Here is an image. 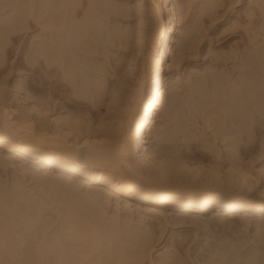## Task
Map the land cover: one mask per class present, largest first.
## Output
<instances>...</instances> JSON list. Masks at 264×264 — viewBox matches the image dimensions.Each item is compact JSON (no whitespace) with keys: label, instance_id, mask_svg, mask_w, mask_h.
<instances>
[{"label":"rangeland","instance_id":"1","mask_svg":"<svg viewBox=\"0 0 264 264\" xmlns=\"http://www.w3.org/2000/svg\"><path fill=\"white\" fill-rule=\"evenodd\" d=\"M46 1L0 0V102L6 100L4 99L6 92L18 90L20 87L21 93L26 94L30 102L42 104L41 107L48 109L51 115L57 113L72 116L74 119L82 118L83 125L89 128L81 126L79 132L81 140H98L97 142L113 148V145L121 139V129L126 130V133L129 131V128L122 126L121 121L124 118V110L130 103V95L137 85V72L125 76L127 61L135 48H141V51L149 56L150 70L157 57L153 43L159 23L155 14L156 0H70V5L73 3V7L69 5L68 11L70 13L74 9L71 16L72 19L76 18L72 20V26L78 25L81 32L80 36L75 33L72 37L75 38L72 43L74 51L69 53L75 57L68 53L67 56L70 58L73 56V59L67 57L70 61L65 60L66 64L72 66V70L68 67L71 70L68 75H65L61 70L63 68L56 64L57 67L43 66L44 55L49 54L50 62L52 60L55 62L57 51L67 47L65 45L67 35L64 33L67 29L65 18L63 17L61 21L64 14L61 15L62 10L57 11V7L53 8L56 4L51 1L54 5L48 10L51 11L52 16L44 8L45 4L41 5V2ZM176 6L180 13V23L177 25L178 32L170 33L172 25L168 26L166 47L168 44L169 46L168 50L166 48L168 58L165 64L166 71L173 79L167 97L171 99L176 93V107H174L176 111L174 110L172 118H163L161 114L157 116L155 132L163 130L162 134L166 140L164 143L160 141L163 144L161 147L180 146V154L182 152V156L190 163L219 169L225 182L221 191L225 194L230 195L233 191L228 185L225 172L227 167L235 165L233 163L235 160L237 165L246 168L254 179H258L257 189H262L264 187V116L259 120V116L254 111L248 113V117V114L244 113L247 111L244 110L245 106L242 102L237 104L239 111L232 104L234 96L238 98L234 87L247 84L248 91L255 101L250 100L249 103L254 105L259 103V107L264 109V76L261 78L262 85L256 86L258 90L257 88L249 90L250 84L256 80H250L251 77L257 78L256 73L261 70L258 66L260 64L258 48L263 46L262 51H264V0H176ZM41 13L44 14L41 16ZM164 14L167 18L168 11ZM60 21L64 22L63 25ZM52 22L55 27L51 26ZM49 26L56 30L48 29ZM58 29L60 32H57ZM49 30H52L49 32L52 39L53 36L58 35L54 40L50 38L55 44L44 40L47 36L46 39H49ZM60 40H64L63 44ZM42 43L46 45L42 46ZM50 43L59 49L56 51L57 48ZM53 51L56 53L54 57L51 53ZM41 52L45 54L42 55ZM33 58H38V61ZM248 65L250 66L247 68ZM261 72L264 73V70ZM119 84L122 86L120 101L114 112L110 113L112 95ZM225 90L230 91V94L222 100L219 95ZM223 101L228 105L223 106V103L220 106ZM221 117L224 123L220 121ZM239 128L242 134L238 131ZM241 128H245V131ZM154 138L152 135L151 139H143L146 141L142 143L143 146L146 145L154 151L159 150V141ZM127 146L129 147L128 144ZM167 146L165 149L168 148ZM178 168H180L179 164H176L171 165L167 170H170L171 174L174 173L173 176L177 174L182 180L186 179L187 177L179 172ZM37 170L36 167L23 168L19 160L11 154L0 155V229L7 231L9 237L11 236L10 239L17 245L15 257L21 256L23 259L26 254L25 248L35 253L38 243L35 240L36 236L32 235L34 231L37 233L39 231L40 237L47 245V256L56 257L58 251L54 244L55 237H60V241L69 242L67 235L70 231L63 214L74 205L76 207H72L77 212L81 210L79 214L87 218L95 207V211L100 215V224L104 230L106 229L105 231H110L111 237L103 238L99 247L100 252L97 250L93 253L90 243L82 244V240L81 243L79 242L80 245L69 242L73 243V247H66L67 260L63 261L64 264L82 263L83 258L86 257H89V264L109 262L117 256L113 253V244L126 250L127 264H264V248L256 234L258 229H264L260 213L247 214L245 218L239 216L222 218V216L216 217L217 210H214L210 215L197 218L170 212L167 214L168 219H160L137 211L136 206L125 205L123 201H118L117 197L110 195L106 190H101L96 184L90 185L93 189L85 187V184H82L81 188L80 184L78 189L76 188L80 193L79 191L75 193L82 196L72 195L76 197V201L75 198L67 199L72 198L71 195L66 199H63L64 194H61L62 197L60 195L56 197L55 195L60 194L57 190L65 193L66 187L63 186L65 179L63 180L59 173H55L57 175L51 178L45 170H38L39 172ZM47 178L52 180L47 181ZM15 181L24 187L22 190H26H24L26 195L29 194V198L24 195L22 198L19 197L21 201L16 199L20 201L17 210L16 206H11L10 198L6 199L8 197L6 193L14 189ZM96 189L100 190V194H93V190ZM30 197L35 199L33 201L37 203V207L40 205V208L38 207L40 211L34 206L30 208L31 211L25 208L24 203L26 204ZM82 197L85 198L84 204ZM87 203L92 207L87 208ZM7 206L12 211V217H15L12 224H8L4 216V208ZM191 209L180 208L187 211ZM18 212L25 214V217L23 214L21 217ZM78 231L83 234L85 230L81 228ZM0 253L6 261L1 264H17L2 244H0ZM97 253L101 255L97 256ZM112 253L114 256L111 255Z\"/></svg>","mask_w":264,"mask_h":264},{"label":"bare ground","instance_id":"2","mask_svg":"<svg viewBox=\"0 0 264 264\" xmlns=\"http://www.w3.org/2000/svg\"><path fill=\"white\" fill-rule=\"evenodd\" d=\"M51 1L55 2L56 5L53 6L54 4H52L53 2ZM46 2L45 3L41 2L42 3L41 5L43 6V4H45L44 8L46 9L47 12L49 11L48 8L50 6L51 7L53 6V8L57 7L56 9L57 11L62 10L60 11V14L61 13L64 14V15L61 14L62 20L61 19L60 20L63 21V17L65 18L64 21L66 23L65 25L67 29H65L64 33L67 35L65 41V45L67 47L64 48L62 47L59 49L57 48L56 45H53L55 43H53L54 41L51 40H54L57 34L56 35L54 34L55 36H53L52 39L50 37L51 34L49 33L52 30H49L48 31L49 39H46L48 38L47 36L44 40H49L50 42H52L53 44L50 43V45L52 44L53 46H55L57 48L56 51L58 49L60 51H57L58 57L55 56L56 55V53H54L55 51L51 52L54 54L53 57L55 56L54 58L57 59V60L55 59L56 60L55 62L54 60L50 62L49 54L44 55L45 53L42 54L41 52V54L44 55L45 57L44 58L42 56L45 60L44 61L45 64H43V66L45 65V67L46 66L50 67V65L52 66L56 64L58 65V67L63 68L61 70L65 75H68L71 73L72 66H69V63L66 64V62L70 61L67 58L69 57L67 55L70 51L72 50L74 51L73 49L74 46L72 47L73 45L72 43H73V39L75 40V38L72 37H74L75 33L80 36L79 33L81 31L79 30L78 25L74 24L72 26V20H75L76 18L74 17L75 19L74 18L72 19L73 15L71 14V12L74 9L73 10L71 9L72 11L70 13L68 11V6L70 5L71 2L70 0H47ZM160 2L162 3L161 6H160ZM155 3H156L155 14L158 17L157 20L159 21V23L158 26L156 27L157 29L153 43L155 44L154 50L157 52V57L156 59H154L153 61L154 63L150 70L148 68L149 56L147 55V53L145 54L144 51H141V48L140 49L135 48L132 56L127 61V64L125 66V76H131L137 72L138 73L136 78L137 85H135L136 87L133 90V92L131 91L132 94L131 95L129 94L130 103L127 102L129 104V105L126 104L128 105V107L125 105L127 108L126 110H124L125 113L124 118L121 121L123 124L122 126L124 128L125 127L129 128V131L126 133V130L123 131L121 129L122 131L120 134L121 139L119 138L120 141H118L117 144L113 145L114 146L113 148L107 144L97 142L98 140L97 141L88 140V139L81 140L80 139L81 136L79 135L80 134L79 132L81 131V128L83 126L86 127L85 125H83V122H81L84 121L81 120L82 118L74 119L72 116L70 117L66 115L63 116L57 113L51 115L48 109H46L45 107L44 108L41 107L42 104L38 105L35 102H30L26 94L23 95L21 93L22 88L19 87L18 90H12L6 92V94H4L6 95L4 96L5 97L4 99L6 100L4 102L3 101L0 102V155L11 154L13 157L19 160V163L22 164L23 168L36 167V169L38 170L43 169L46 172H48L46 174L48 176H51V178L52 176L55 175V173H59L60 176L63 177L62 179L63 180L65 179L64 180L65 183H63V186H65L66 188H64L65 193H63V191L61 192L57 190L60 194L55 196L57 197L59 195L61 196V194L62 195L64 194L65 198L63 199H66L67 197H71L72 195L77 196L78 194H76L75 192L78 193L79 191L80 193V190H77L78 189L77 187L80 184H81V188H82V184H85L86 185L85 187L91 189L93 188L92 186L90 187V185L96 184L100 186L99 188H101V190H106V192H108L110 195L113 194L115 197H117L118 201L119 200L123 201L125 205L127 204V206L128 205L136 206L137 211L140 210L144 214L152 215L154 217L157 216L160 217V219L161 218L168 219L167 214L168 213L170 214V212L175 213V215L177 214L181 216L186 215L189 217L192 216L197 218L198 217L203 218L207 215H210L212 211L217 210V215L215 214L216 217L222 216V218L223 216L224 217L239 216L245 218L247 217V214L255 215L260 213L261 214L260 220L264 223V187L258 190L257 189L259 182L257 181L258 179L257 178L254 179L251 176L249 170L247 171L246 168H243L239 164L237 165V163L235 162L236 160L233 161L235 165L233 167L232 166L227 167V170L225 172L228 179V185H230L233 190L232 193L228 195L221 191V188L222 186H224L225 182H223L224 178L221 176V172L219 169L214 167H205L198 163L197 164L190 163L188 159L182 156V152L180 154V150H181L179 149L180 146L173 148L166 145L168 147L167 149H165L166 146L165 148L161 147L163 145L162 143H164V141L166 140H164L165 137H163L162 134L163 130H161L162 132L160 131L161 133L155 132V126L157 124V116L159 117V115L161 114L163 118L164 117H166V119L172 118L175 110L174 107H176L175 100L177 96L176 93L174 94L172 93L173 96L171 99H168L167 97L168 91L172 88V80H173L171 76H169L168 71H166V66H165L168 58L166 48L168 50V46H169L168 44L166 47V44L168 42L167 37L169 34L168 26L172 25V30L170 31V33L178 32L177 25L180 23V13L176 6V0H156ZM70 6L73 7V3ZM140 7H142V5ZM45 9H43L44 13H45ZM165 10L168 11L167 18L164 17L165 15L164 13L166 12ZM49 12L51 13V11ZM43 14L41 13V16ZM46 15L48 17V14ZM51 15L53 16L52 13ZM46 22L47 21H45V23ZM47 23L49 24V22ZM53 23L54 22H52L51 26L55 27V24ZM51 26L47 28L55 29L54 27L52 28ZM70 27H72L73 29H70ZM58 31L60 32V29H58L57 32ZM63 34H61L62 35L61 37H63ZM68 34H70V36ZM78 38L77 41L80 39ZM60 41L62 42L61 44H63L64 40H60ZM43 44L44 43H42V46ZM75 44L76 42L74 41V45ZM262 47L260 46V48H258L259 50L258 54H260L259 56L260 64H258V66L261 68V70H264L263 68L264 51H262ZM48 48L51 49V47ZM41 51L45 52L46 49ZM34 52L35 51H33V53ZM69 54L70 56L73 55L72 53ZM67 59L69 61H67ZM35 60L38 61V58ZM42 62L43 60L41 61V63ZM64 63L66 65H64ZM56 65L55 67H57ZM249 66L250 65H248L247 68ZM68 67L71 70H69ZM261 70L260 71L258 70L260 76L258 75V73L255 72L257 74V78L252 79L251 77L250 80H254V79L256 80H254L253 84H250L249 90L256 89L259 84L262 85L263 79L261 80V78L264 76V73H262ZM251 72L253 71L251 70ZM247 86H248L247 84H242V86H238V87H234V85L232 86L234 87L235 94L236 92L238 94V98H236V95L234 96L236 99L234 98L232 106L235 105L237 108L238 107L237 104H239V102L240 103L242 102L245 106L244 110L247 111L244 113L248 114L255 111L259 116V120H260L261 116H264L263 113L264 109L259 107L260 105L257 102V100L256 103L258 104L256 105L258 106L249 103L250 100H252L253 102L255 101L254 98L252 99L253 96L252 94L249 93L250 91H248ZM121 88L122 86L119 84V86L113 92L111 104L109 106L110 113L114 112L118 101H120L119 97L121 96L120 95ZM220 93H221L220 95L218 94L219 97H222L221 99L224 100V98H227V96L230 94V91L225 90L224 92H220ZM248 93L249 96L251 95L250 99L248 97ZM222 104L223 106H226L225 104L227 103L223 101L221 102L220 106ZM237 111H239V109ZM231 114L232 112L230 113V115ZM224 116L225 115H223L222 117ZM220 121L224 123L223 118L220 119ZM46 124H48L49 126L48 125L46 126ZM242 129H244L245 131V128H241V130ZM238 131H240V128ZM240 132L242 134V131ZM152 135H154L156 140L159 141V145H158V147L160 148L159 150L155 149L156 151H154L152 148L146 145L143 146L142 144V143H146V141H143V139L146 138L151 139ZM160 141H162V143ZM127 144L129 145V147L127 146ZM176 164L177 165L179 164L180 167L178 168L180 169L179 172L181 171V173H183L184 176L187 177L186 179L183 178L182 180L180 177L177 176V174H175L176 176H173L174 173L171 174L170 170H167V168L169 169L171 165L173 166ZM163 168H165L166 170ZM257 170L256 172H258ZM51 178L50 180H52ZM46 180L50 181L48 180V178ZM14 184H15L13 186L14 189L9 193L7 191L6 195H8V197L5 198L6 199L10 198L11 206L14 207L16 206L15 209L17 210L18 209L17 207L20 205L19 204L21 201L20 198L24 197V195L27 197L29 194L28 195L25 194L26 190L25 189H24L25 191L22 190V188L24 187L23 186L21 187V184L18 183V181L17 183L15 181ZM97 190L98 189L93 190V194L96 195L100 194L99 192L100 190L99 191ZM80 196H82V194ZM27 198H29V196ZM30 198L31 199H27L26 204L24 203L26 209H30L33 206L35 208L37 207V203L33 201L35 199H32L33 197ZM73 198H75L76 201V197L73 196L72 198H67V199L71 200ZM82 198H80V200H82ZM16 199L17 200L20 199V201H16ZM84 200L85 198H83L82 203L85 202ZM32 201L34 203H32ZM69 205L72 204L69 203ZM86 205L87 208L92 207L89 206L90 204L88 203ZM86 205L84 206L86 207ZM8 206L4 208V212H5L4 216L6 222L7 223L9 222L8 224L10 223L12 224L15 217H12V211L9 210ZM72 206L69 207V210L67 209L66 214L65 213L63 214L65 215L64 217H66L65 220L67 224L66 226L70 231V232L68 231L69 235H67L68 236L67 240L69 242H73L74 244L76 243L79 244V242L81 243L82 240L83 241L82 244L90 243V245L92 246V253L96 252L97 250L99 251V247L102 245L103 238L107 237L109 239L111 237L110 236L111 233H109L110 231L109 232L105 231L106 229L104 230L103 226L100 224V215L97 214L98 212L95 211L96 210L95 207L94 210H92L93 212L89 211V213L92 212L90 216L87 214L89 216L88 218L84 215L86 217L85 218L82 214L81 215L79 214V212L81 211L80 209H79L80 211L77 212V210L74 208L76 206L74 207ZM38 207L40 208V205H38ZM181 207H183V209L184 208L185 209L192 208V209L189 211L180 210ZM31 210L32 209H30V211ZM38 210L36 211L37 213ZM24 213L26 212L24 211ZM19 214L22 217L23 213H19ZM24 215L25 214H23V217H25ZM80 216L81 218H79ZM34 223H36V221ZM63 225H65V223H63ZM79 228L85 230L86 233H84L85 232L84 231L83 234L82 233L80 234V232L78 231L80 230ZM256 234L260 241V244L264 248V229L262 230L258 229ZM32 235H34V237L36 236L35 240L38 243L35 249V253H31L28 248H25L26 254L23 259L21 258V256L15 257L17 245H15L12 239H10L11 236L9 237L8 232L1 231V229H0V244L4 246V249L11 255L13 261L16 262L17 264H64L65 263V262L63 263V261L65 259L67 260L66 247H71L73 243L70 244L69 242H63V240L62 241H60L61 239L59 240L60 237L59 238H57L58 236L55 237L56 241H54V244L57 248L58 255H56V257H48L47 245L43 242L42 237H40L39 231L38 233L34 231ZM113 246H114L113 253H115L117 256L115 257L113 253L111 255H113L114 259L116 258V260L111 259L109 262L106 261V263L104 264H127L128 258H127L126 250L114 244ZM74 248H72V250ZM99 255H101V253ZM99 255L97 253V256ZM88 259L89 257L83 258V261L81 260L82 263H78V264H89L90 261H88ZM3 262L6 261L4 260L2 254L0 253V264Z\"/></svg>","mask_w":264,"mask_h":264}]
</instances>
